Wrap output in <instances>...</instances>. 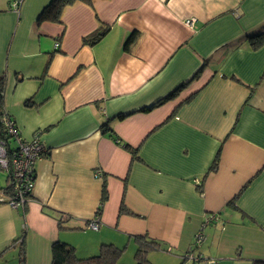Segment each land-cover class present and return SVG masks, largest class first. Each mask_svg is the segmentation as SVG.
Returning <instances> with one entry per match:
<instances>
[{
	"label": "crops",
	"instance_id": "1",
	"mask_svg": "<svg viewBox=\"0 0 264 264\" xmlns=\"http://www.w3.org/2000/svg\"><path fill=\"white\" fill-rule=\"evenodd\" d=\"M11 1L3 108L21 139L42 130L47 153L24 205L0 204V264L21 236L24 264H49L56 240L79 257L124 246L128 264L134 235L162 244L151 264L264 261V44L248 42L264 33V0L75 1L39 23L50 0Z\"/></svg>",
	"mask_w": 264,
	"mask_h": 264
},
{
	"label": "trees",
	"instance_id": "2",
	"mask_svg": "<svg viewBox=\"0 0 264 264\" xmlns=\"http://www.w3.org/2000/svg\"><path fill=\"white\" fill-rule=\"evenodd\" d=\"M75 1H83L87 4L91 3V0H50L49 3L43 8L42 12L38 16L37 22L39 23L45 20L58 22L63 7ZM108 29L109 26L100 25V27L97 30L83 37L82 42L85 44L86 43L94 44L108 31ZM133 34L134 32L130 35V37H128L126 42V47L128 46L129 42H132L134 40L135 36ZM248 42L253 49L259 48L264 44V33H259L250 36L248 38ZM4 86H5V76L0 75V138L5 143H7V146L9 147L10 136L4 131L3 125L1 123L2 122L1 117L7 115L4 112V108H3ZM27 105H30L29 101L27 102ZM7 116L13 122L14 125L15 122L12 120V118L9 115ZM35 132H42V130L40 131L37 130ZM126 147L129 149L131 153L132 160H137L138 159L137 150L129 146ZM219 152L220 149H218L217 153L215 154L212 164L209 168V171L215 170L217 168L219 162ZM261 170L262 171L264 170V165ZM8 182L9 181L7 180V184H5V186L0 187V191L2 190L4 195H9L11 193L12 187L11 185L8 184ZM197 190L199 192H202L201 183L198 185ZM27 195L30 196V193ZM107 198H108V193L104 187V189H102L101 192V204L104 203L107 200ZM1 203L7 204V201H0V204ZM229 204L232 205L233 202L230 201ZM120 210L128 212V214L134 215L133 212L129 211L128 209H125L123 205H121ZM21 237L13 241V244H18L17 247H18L19 263L24 264L25 255H24L23 240ZM132 238L136 246L135 252L133 254V259L135 261V264H151L148 257L149 253L163 249L160 241L151 239L146 235H134L132 236ZM124 252H125L124 246L119 247L112 243H102L99 246L96 254L87 257H79L77 256L75 248L73 246L63 241L56 240L51 244V259L49 264H120L119 261L122 255L124 254ZM183 258H185V260L189 259L188 257H183ZM253 264H264V261L263 260L253 261Z\"/></svg>",
	"mask_w": 264,
	"mask_h": 264
},
{
	"label": "built area",
	"instance_id": "3",
	"mask_svg": "<svg viewBox=\"0 0 264 264\" xmlns=\"http://www.w3.org/2000/svg\"><path fill=\"white\" fill-rule=\"evenodd\" d=\"M22 0H12L10 7L13 11H18ZM194 18L184 21L186 25H192ZM1 123L4 131L10 136V146H7L0 138V170L6 171L8 176V184L11 185V193L4 195L0 191V201H7L11 207L23 206L28 199V195L33 187L35 163L38 159L47 153V148L41 140L40 132L33 133L30 140L20 138L15 123L8 118L7 115L1 117ZM217 220L216 215H210L207 222ZM88 228L96 230L98 228V220L92 219L87 224ZM264 230V227H263ZM202 239L197 233L195 242ZM189 257V255H185Z\"/></svg>",
	"mask_w": 264,
	"mask_h": 264
},
{
	"label": "rangeland",
	"instance_id": "4",
	"mask_svg": "<svg viewBox=\"0 0 264 264\" xmlns=\"http://www.w3.org/2000/svg\"><path fill=\"white\" fill-rule=\"evenodd\" d=\"M5 177H6V171L0 170V186L5 184ZM15 249H16L14 252L15 253L14 255H16L15 258L12 259L10 256H8V258H6L8 261V264H17V262H19L18 247H16ZM127 262H128V264H135V261L132 260L131 257L127 259ZM125 264H127V263H125Z\"/></svg>",
	"mask_w": 264,
	"mask_h": 264
}]
</instances>
